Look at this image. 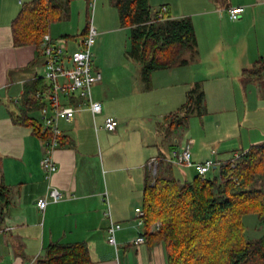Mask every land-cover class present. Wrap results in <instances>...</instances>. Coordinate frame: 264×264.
<instances>
[{
    "label": "crops",
    "instance_id": "1",
    "mask_svg": "<svg viewBox=\"0 0 264 264\" xmlns=\"http://www.w3.org/2000/svg\"><path fill=\"white\" fill-rule=\"evenodd\" d=\"M90 3L72 0L70 16L53 23L55 28L51 26L49 33L65 40L69 52L77 50L97 7L93 20L99 35L93 47V63L103 78L94 84L93 98L102 102L103 110L94 115L84 108L71 120L60 121L61 146L53 153L58 170L48 179L41 166L45 155L43 137L33 126L17 121L22 114L25 85L42 78L44 58L36 45L14 44L12 25L23 4L19 0H0V190L7 194V198H0V264H37L56 242H84L91 264H167L163 242L130 244L145 231L137 226L136 208L143 207L148 162L152 157L169 155L174 148L189 147L195 162L208 160L210 153L202 138H177L172 131L175 126L169 131L168 123L161 127V121L173 113L176 101L183 96L187 101L188 91L196 82L204 88L205 103L209 97L225 103L240 94L244 96L247 88L264 81L245 83L242 76L244 69L264 56V0H149L153 12L167 5L172 18L191 17L199 48L194 62L153 72L149 85L142 78L140 63L127 56L131 30L121 24L118 9L111 0H96L90 11ZM237 6L244 10L239 19L233 20L228 9ZM131 61L137 62L144 90L161 92V106L146 113L155 115L150 120L166 130L162 144L147 141L136 129V135L129 137L136 126H131L130 120L135 112L143 113L137 100L142 98L135 95L140 92V81L136 88L134 76L123 72L121 82L133 90L115 103L108 98L114 83L110 79L113 70ZM38 113L37 110L30 116ZM108 116L119 121L113 132L104 128ZM36 119L40 121V114ZM156 145L158 150L151 153L149 146ZM223 148L221 144L218 151L221 153ZM243 150L246 149L233 150L232 157ZM218 151L213 149L211 155H218ZM163 166H171L173 174L175 167L194 168ZM123 172L126 177L117 176ZM110 173L114 176L109 181ZM182 174L184 182L189 180L187 173ZM49 187L63 192V197L53 201ZM41 197L49 199L45 210L37 205ZM107 212L123 226L117 232L118 250L108 242Z\"/></svg>",
    "mask_w": 264,
    "mask_h": 264
},
{
    "label": "trees",
    "instance_id": "2",
    "mask_svg": "<svg viewBox=\"0 0 264 264\" xmlns=\"http://www.w3.org/2000/svg\"><path fill=\"white\" fill-rule=\"evenodd\" d=\"M72 0H30L14 20L13 38L16 46L39 47L53 23L70 16ZM118 9L121 24L130 27L129 58L141 65L143 80L150 84L155 71L194 62L199 55L198 39L189 16L153 20L155 14L149 0H111ZM89 24L85 33L88 31ZM245 83L264 78V56L242 72ZM46 87L42 78L25 85L22 114L18 122L33 126L38 135L41 126L36 117L39 102L34 93ZM205 91L196 82L188 91L187 101L168 115V123L184 125L191 115H203ZM158 167L147 174L143 195L145 235L147 241L163 242L167 264H264V234L256 240L245 236L244 217L258 216L264 222V142L251 145L222 162L213 170L218 176L179 181L172 167ZM7 194L0 190V198ZM161 221L159 231L151 233L152 223ZM88 246L84 242L52 243L37 264H91Z\"/></svg>",
    "mask_w": 264,
    "mask_h": 264
},
{
    "label": "built area",
    "instance_id": "3",
    "mask_svg": "<svg viewBox=\"0 0 264 264\" xmlns=\"http://www.w3.org/2000/svg\"><path fill=\"white\" fill-rule=\"evenodd\" d=\"M21 4L24 0H19ZM92 9L95 8L96 0H90ZM244 8L241 6L230 7L228 9L230 18L237 20L241 17ZM155 16L151 22L156 20L165 21L171 18L169 7L162 5L154 12ZM99 31L94 24L93 17L89 20V27L86 35L81 38L77 50L68 51L65 40L56 39L50 33H46L39 45L44 58L43 75L46 87L38 89L34 93L35 99L39 102V114L41 134L45 145V155L41 159V166L49 179L58 170L57 162L54 158V151L61 146L63 135L60 121L62 119L71 120L78 111L88 108L94 115L101 113L103 105L101 101L93 98V86L103 78L102 72L94 68L93 47L97 41ZM119 121L113 116H108L104 122V128L113 132L117 129ZM239 155L236 154L237 157ZM167 165H177L194 167L199 175L206 177L208 173L222 164L221 161L208 159L204 162L193 160L192 150L187 148H174L169 155L152 157L149 168L153 175L157 173L160 163ZM48 194L53 201H59L63 197V192L55 187H49ZM49 204V199L41 197L37 200V205L41 210H45ZM108 226V242L118 250L117 232L122 229V223L115 221L110 212ZM137 226L145 229V211L143 207L136 208ZM161 221L152 223L149 227L151 233L159 231ZM147 242V236L143 230L130 244L139 246Z\"/></svg>",
    "mask_w": 264,
    "mask_h": 264
},
{
    "label": "rangeland",
    "instance_id": "4",
    "mask_svg": "<svg viewBox=\"0 0 264 264\" xmlns=\"http://www.w3.org/2000/svg\"><path fill=\"white\" fill-rule=\"evenodd\" d=\"M90 7V11L93 10L91 5ZM96 12L97 7L93 17L94 20ZM52 26L55 28L54 24ZM61 26L62 25L59 26L60 29ZM61 34L62 33L57 35V37ZM73 44L74 43L72 42V45ZM135 63L137 62L131 61L128 62V65L124 68L117 67V69L113 70V75L110 79H112L114 83L112 84L111 93L108 98H111L112 103H115L118 101L117 99L124 96L125 92H129L130 94L131 90H133L130 87H125V84H123L124 82H121L124 78L122 75L123 72L127 71L134 76L132 81L133 84L136 85V88H138V81H140V92L137 91L135 95L138 94L142 98V101L139 97L137 100L141 102L139 105L143 113L138 114L135 112V116L133 117L134 119L132 121L130 120L131 126H134L135 124L136 126L133 130H131L132 132L129 137L136 135L134 131V129H136V133L137 131L143 132V136L147 139V141L153 142L158 140V143L162 144L166 130L161 129L160 127L157 128L158 126L156 127L154 125L155 121L150 120V118L155 115L146 113L148 111H152L154 107H157L156 105H158L160 100L161 92L159 90H154L152 92L144 90V85L143 82L139 80L140 77L138 76ZM246 92L247 94L244 92V96L240 94L238 98H232V100L230 99L225 103H219L215 98L213 99V97H209V99H207L203 116L199 114L191 115L188 117V120L186 119L183 126H175L173 130L171 129L173 131V135H176L175 137L177 138H182L181 136L183 135L185 140H187V138H196V140H198V137L202 138L204 141L202 144L205 147L207 146L208 152L210 153V157L208 159L219 158L222 161L229 160L232 157L233 150L235 149H248L252 144L264 142V81L256 83L255 86H250L246 89ZM95 93L96 91L94 94ZM185 99L186 98L183 96L180 99L181 101H176L174 105H172L173 113L176 112L185 102ZM158 106H161V102ZM34 116L39 118V113ZM164 118L161 121L162 125L165 121ZM166 128L168 130L169 126L167 125ZM221 144L224 148L220 153L218 150ZM149 149L151 153H154L155 150H158V147L157 145L149 146ZM213 149H216L219 152L218 155H211ZM174 171L177 178L183 182L185 179L182 177V172L187 173L189 180H192L198 174L195 168L175 167ZM218 175L219 170L212 169L207 176L213 177ZM112 176H114L112 173L108 175L109 181ZM117 176L120 178L126 177L127 173H119ZM244 223L246 227L245 236L247 239L256 240L264 234V222H261L257 215H246L244 217Z\"/></svg>",
    "mask_w": 264,
    "mask_h": 264
}]
</instances>
